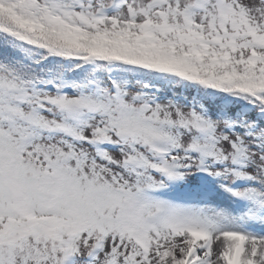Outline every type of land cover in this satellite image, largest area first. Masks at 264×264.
<instances>
[{"label": "snow or ice", "instance_id": "6c2138e0", "mask_svg": "<svg viewBox=\"0 0 264 264\" xmlns=\"http://www.w3.org/2000/svg\"><path fill=\"white\" fill-rule=\"evenodd\" d=\"M0 264H264V0H0Z\"/></svg>", "mask_w": 264, "mask_h": 264}, {"label": "rangeland", "instance_id": "374dc122", "mask_svg": "<svg viewBox=\"0 0 264 264\" xmlns=\"http://www.w3.org/2000/svg\"><path fill=\"white\" fill-rule=\"evenodd\" d=\"M214 247H215V244H214Z\"/></svg>", "mask_w": 264, "mask_h": 264}]
</instances>
